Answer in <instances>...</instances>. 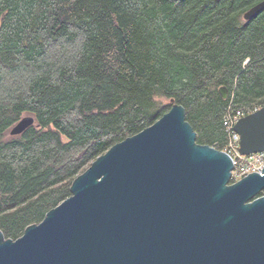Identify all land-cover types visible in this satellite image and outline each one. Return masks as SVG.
Listing matches in <instances>:
<instances>
[{
    "label": "trees",
    "instance_id": "trees-1",
    "mask_svg": "<svg viewBox=\"0 0 264 264\" xmlns=\"http://www.w3.org/2000/svg\"><path fill=\"white\" fill-rule=\"evenodd\" d=\"M260 1L0 0L4 236L39 222L92 160L170 100L197 143L223 150L226 113L264 105V10L242 17ZM28 114L34 124L9 135Z\"/></svg>",
    "mask_w": 264,
    "mask_h": 264
},
{
    "label": "water",
    "instance_id": "water-1",
    "mask_svg": "<svg viewBox=\"0 0 264 264\" xmlns=\"http://www.w3.org/2000/svg\"><path fill=\"white\" fill-rule=\"evenodd\" d=\"M263 10L261 0L242 17ZM170 101L92 160L39 222L15 239L0 230V264H264V166L231 181V156L197 143L184 107ZM34 122L24 115L8 133ZM233 130L240 155L264 151V105Z\"/></svg>",
    "mask_w": 264,
    "mask_h": 264
},
{
    "label": "built area",
    "instance_id": "built-area-1",
    "mask_svg": "<svg viewBox=\"0 0 264 264\" xmlns=\"http://www.w3.org/2000/svg\"><path fill=\"white\" fill-rule=\"evenodd\" d=\"M244 115H246V113L240 110H230L223 119L224 127L228 132V140L223 150L232 158L234 166L231 171V179L234 181L240 179L249 172L260 171L264 166V151L249 155H240L238 152L239 136L233 130V126L237 120Z\"/></svg>",
    "mask_w": 264,
    "mask_h": 264
},
{
    "label": "rangeland",
    "instance_id": "rangeland-1",
    "mask_svg": "<svg viewBox=\"0 0 264 264\" xmlns=\"http://www.w3.org/2000/svg\"><path fill=\"white\" fill-rule=\"evenodd\" d=\"M225 146H226V145H224V148H225ZM224 148H223V149H224Z\"/></svg>",
    "mask_w": 264,
    "mask_h": 264
}]
</instances>
